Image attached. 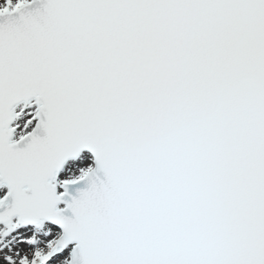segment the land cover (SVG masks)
I'll return each mask as SVG.
<instances>
[{"label": "snow or ice", "instance_id": "1", "mask_svg": "<svg viewBox=\"0 0 264 264\" xmlns=\"http://www.w3.org/2000/svg\"><path fill=\"white\" fill-rule=\"evenodd\" d=\"M0 264H264V0H0Z\"/></svg>", "mask_w": 264, "mask_h": 264}]
</instances>
